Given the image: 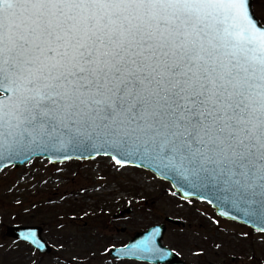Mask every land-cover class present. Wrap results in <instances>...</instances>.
Instances as JSON below:
<instances>
[{
    "label": "snow or ice",
    "instance_id": "snow-or-ice-1",
    "mask_svg": "<svg viewBox=\"0 0 264 264\" xmlns=\"http://www.w3.org/2000/svg\"><path fill=\"white\" fill-rule=\"evenodd\" d=\"M83 136L264 191L247 0H0V149Z\"/></svg>",
    "mask_w": 264,
    "mask_h": 264
},
{
    "label": "rangeland",
    "instance_id": "rangeland-1",
    "mask_svg": "<svg viewBox=\"0 0 264 264\" xmlns=\"http://www.w3.org/2000/svg\"><path fill=\"white\" fill-rule=\"evenodd\" d=\"M252 7L264 24V0ZM159 222L161 243L184 264H264V232L217 216L203 200L175 196L141 167L98 155L55 163L36 156L0 169V264H165L108 254ZM11 223L39 226L48 250L7 235Z\"/></svg>",
    "mask_w": 264,
    "mask_h": 264
},
{
    "label": "water",
    "instance_id": "water-1",
    "mask_svg": "<svg viewBox=\"0 0 264 264\" xmlns=\"http://www.w3.org/2000/svg\"><path fill=\"white\" fill-rule=\"evenodd\" d=\"M247 3L250 16L258 26H264L253 13L251 0H247ZM98 155L108 156L115 164L146 169L167 181L175 196L203 200L217 216L264 232V191H261L258 184L253 183L251 187L241 189L210 172H194L167 161L161 162L151 151L131 141L125 146L111 138L83 136L74 140L46 141L26 149L6 147L0 149V169L9 164H25L36 156L45 157L49 163H55L71 158L90 159ZM165 219L171 220L168 216ZM172 221L178 222L177 219ZM163 228L164 224L159 222L136 231L123 244L110 246L108 254L117 259L184 264L174 250L161 243ZM39 230L37 225L19 223H11L5 228L7 235L28 243L38 252H45L48 245Z\"/></svg>",
    "mask_w": 264,
    "mask_h": 264
},
{
    "label": "flooded vegetation",
    "instance_id": "flooded-vegetation-1",
    "mask_svg": "<svg viewBox=\"0 0 264 264\" xmlns=\"http://www.w3.org/2000/svg\"><path fill=\"white\" fill-rule=\"evenodd\" d=\"M251 4H252V0H251ZM253 8V7H252ZM253 10V9H252ZM254 11V10H253Z\"/></svg>",
    "mask_w": 264,
    "mask_h": 264
}]
</instances>
